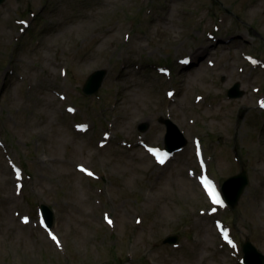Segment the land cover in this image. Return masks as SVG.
<instances>
[{
	"label": "rangeland",
	"instance_id": "rangeland-1",
	"mask_svg": "<svg viewBox=\"0 0 264 264\" xmlns=\"http://www.w3.org/2000/svg\"><path fill=\"white\" fill-rule=\"evenodd\" d=\"M243 51L264 61V0H6L0 264H240L246 239L264 254V111L256 104L264 69L251 68ZM100 69L99 93L85 96ZM235 83L246 94L228 100ZM166 117L187 147L159 167L145 146L164 148ZM196 138L219 188L247 170L234 210L210 213ZM41 204L54 213L51 233L38 222ZM222 220L235 246L222 241ZM171 235L178 247L162 244Z\"/></svg>",
	"mask_w": 264,
	"mask_h": 264
},
{
	"label": "water",
	"instance_id": "water-1",
	"mask_svg": "<svg viewBox=\"0 0 264 264\" xmlns=\"http://www.w3.org/2000/svg\"><path fill=\"white\" fill-rule=\"evenodd\" d=\"M5 0H0V5ZM106 76L105 71H97L94 74H92L85 87L84 92L87 94H94L97 93L101 87V84L103 82V79ZM244 95L243 91H240V84H236L230 91L229 96L231 98H241ZM167 125L168 134L166 137V147L168 150H178L186 145V141L182 139L181 133L178 130V128L171 123L170 121H162ZM140 129L142 131H146L148 129L147 124H142L140 126ZM178 138H181V140H177ZM248 184V180L246 178V173L242 172V174L233 177L225 182L223 186V191L225 194V197L229 204L232 207H235L245 189V187ZM43 211L45 214V218L47 220L48 225L51 227L53 224V217L51 210L43 205ZM177 241L176 238H170L168 239V242L172 243ZM244 251H245V262L246 264H264V256L259 254L256 249L250 244V242H247L244 245Z\"/></svg>",
	"mask_w": 264,
	"mask_h": 264
},
{
	"label": "snow or ice",
	"instance_id": "snow-or-ice-1",
	"mask_svg": "<svg viewBox=\"0 0 264 264\" xmlns=\"http://www.w3.org/2000/svg\"><path fill=\"white\" fill-rule=\"evenodd\" d=\"M161 163H163V160L160 161ZM84 171H86L85 169H82ZM91 175V173H89ZM205 185L208 189L209 195L212 198L214 203H218V204H223V201L220 199V195L219 193L215 190V188L210 184V182L205 181ZM109 223H111V221H109ZM53 239L56 240L57 238L55 236H53ZM229 243H231V241H229ZM235 246V245H233Z\"/></svg>",
	"mask_w": 264,
	"mask_h": 264
},
{
	"label": "bare ground",
	"instance_id": "bare-ground-1",
	"mask_svg": "<svg viewBox=\"0 0 264 264\" xmlns=\"http://www.w3.org/2000/svg\"><path fill=\"white\" fill-rule=\"evenodd\" d=\"M164 21H166V20H164ZM196 56H199V55H196ZM195 58H196V57H195ZM190 65H192V63H191ZM175 103H176V101H175Z\"/></svg>",
	"mask_w": 264,
	"mask_h": 264
}]
</instances>
